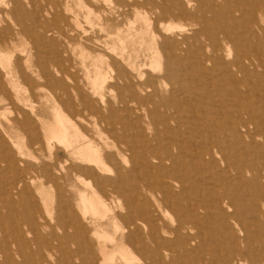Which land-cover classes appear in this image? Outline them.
<instances>
[{
    "label": "bare ground",
    "instance_id": "6f19581e",
    "mask_svg": "<svg viewBox=\"0 0 264 264\" xmlns=\"http://www.w3.org/2000/svg\"><path fill=\"white\" fill-rule=\"evenodd\" d=\"M80 1L84 9L90 10L88 4ZM150 1L155 3L156 11L151 15L140 14L141 31L132 28L125 32L121 14L111 18L110 24L102 29L117 30L114 38L121 46L118 56L132 68L131 74L119 75L123 88L132 93L127 103L125 96L122 102L142 108L139 116L125 109L122 119L116 108L110 109L114 126L109 133L125 146L124 150L117 148L116 154H104L94 139L79 130L71 137L69 120L61 109L68 101L60 99H54L52 122H44L32 107L29 112L20 111L21 122L16 120L15 126L10 127L11 131L18 128L27 131L34 125L36 131L38 126L32 117L40 118L50 145L55 141L67 155L75 157L80 165L67 170L73 171L90 191L80 194L77 208L80 216L67 205L56 208L46 204V219L41 214L42 203L35 197L27 199L28 210L23 217L15 215L23 203L14 200L19 189L31 194L39 178L22 175L28 171L27 156L16 143L12 142L14 153L2 144L1 132L5 128L2 122L7 118L0 111V157L11 169L0 183V264H73L82 258L86 264L118 261L134 264L136 256L145 264H264V0L236 3L247 33L245 43L238 44V48L233 43H238L237 34L231 29L227 31L221 26L214 29V19L197 16L198 8L189 10L193 7L192 0H174L172 5H166V0ZM209 9L213 10V6ZM44 10L38 11L36 0H9L0 4L3 103H12L10 89L19 104L29 107L33 94L24 84L33 80L27 73L42 79L49 73V64L54 69L58 66L59 53L54 54L51 63L40 53V45L53 44V36L58 34L49 22L40 27L34 38L35 53L26 54L17 44L20 38L32 34L29 26L39 22ZM46 11L49 14L50 8ZM166 14L187 19L188 28L179 34L172 32L176 24L162 22ZM74 15L77 22L79 16ZM198 25L200 29H196ZM140 34L150 36L146 49L149 55L144 54L150 64L141 62L135 50L131 54L128 51L127 42L135 45ZM167 34L172 36L166 37ZM108 36L112 38L113 34L110 32ZM140 44H146L144 37ZM104 46L111 48L107 41ZM17 53L26 54L24 62ZM148 67L151 71L157 69L158 74L151 76L145 70ZM194 71L200 74V83H204L199 96L193 94L191 87L182 88L181 91L192 95L185 101L171 93L161 96L159 104L153 103V96L159 94L156 84H175L179 72L186 75ZM55 72L58 74V70ZM55 83L58 89L63 88L62 81ZM145 88L152 94L142 96ZM146 102L153 108L149 110ZM160 107L174 108L176 112L161 117ZM231 115L234 117L229 119ZM171 120L184 127L172 126ZM129 127L136 129L130 137ZM106 134L98 131V135L109 140L110 135ZM134 149H140L139 156L133 153ZM251 155L260 159L259 166L250 163ZM120 161L124 164L139 161V168L124 172ZM109 162L114 166L110 167ZM66 164L68 159L61 167ZM138 169L141 175L136 174ZM96 170L108 174L118 171V178L100 180ZM43 171L46 179H52L50 170ZM233 171L236 176L227 178ZM81 172L95 183L91 185ZM130 172L140 175V183L132 184L135 176ZM123 180L126 185L138 187L115 195ZM234 181L240 185L254 183V190H248L244 196H231L233 190L228 187ZM106 188L112 189L110 200ZM249 203L252 208L246 210Z\"/></svg>",
    "mask_w": 264,
    "mask_h": 264
},
{
    "label": "rangeland",
    "instance_id": "374dc122",
    "mask_svg": "<svg viewBox=\"0 0 264 264\" xmlns=\"http://www.w3.org/2000/svg\"><path fill=\"white\" fill-rule=\"evenodd\" d=\"M3 1L8 2L9 0H0V4ZM82 1L88 4L90 10L84 9L80 0H36L38 11H41L42 9L47 10L49 7L50 13L48 14L47 11L44 10V13L40 14L41 18L39 22L29 26L32 34H29L26 38H20L17 41V44L20 46V48L26 50V54L27 52L35 53L36 51L33 48L34 38L38 35L40 27L46 25L47 22H49L53 28H57L58 34L53 36V44L48 45L45 43L42 44V46L40 45L42 48L40 53L41 57L48 63H51L54 54L59 53L60 59L57 62L58 69H54L52 63L49 64V73L46 74V76L43 75L42 79H38V77L33 75L31 72L27 73V77H31L30 79L33 80L30 81L28 85L24 84L26 87H29L33 94L30 101L28 102L29 107H24L19 104L15 99L14 93L11 92L10 89H8V93L11 97V104H9V102L3 103L1 101L3 95L0 93V111L3 112L7 118L2 122L3 126H5L4 133L0 131L2 135L0 136L3 141L2 144L5 143L9 147V150L14 153L15 150L12 146V142L16 143L23 155L27 156L25 157V162L28 166V171L23 172L22 175L28 176L29 178L35 175L37 178H39L36 180V186L33 185V189L30 191L31 194H28V192L25 193V191L21 188L19 189L18 195L15 196L14 200H19L23 203H21L22 206L18 207L16 210V216H24L25 212H27L26 210H28L27 199H34V197L38 201H41V214L46 219V206L49 204L54 205L56 208H59L61 205H67L78 216H80L81 212L77 209L80 203V194L90 192L86 185H83L80 181H78L73 171L67 170V167L80 165L75 157L67 155L64 151V147L60 146L55 141H52L50 145L49 141L47 140V133L43 125L38 121V119H43L46 123L53 121L55 117L54 99H60V101L64 102L68 101L66 105L61 107V109H64V115L67 117L65 118L69 120L68 123L70 124V136H75V131L79 130L89 138L94 139L96 144L103 150L102 153L104 154H116L115 150L117 148L121 150L125 149V146L115 141L112 135L109 133L111 132L110 128H112V125L114 126L113 120L109 116L111 107L116 108V114L119 115L120 119L123 118L125 109L135 112L138 116L142 114V108L139 109L131 103L126 104L127 100H130L132 93L123 88L124 82L120 80L119 75H122L123 73L131 74L132 68H130V66H128L125 61H122L118 56V54L121 52V46H119L118 41L116 38H114L117 30L115 28H111L108 29V32L103 31L102 29L107 24H110L109 20L111 18H115L118 16V14H121L123 15L121 24L125 32L132 28H137L140 30L142 27L141 15H151L154 13L156 11V7H154L155 3L150 0ZM192 1L194 2L192 7L193 9L190 8L189 10L194 11V8H198L195 12L197 16L205 17L207 19H214L212 28L221 26L225 30L228 31L231 29L233 33L237 34L238 39L236 38V40L238 43L233 42L236 48H238V44L239 46H242L245 43L244 38L246 37L247 33L241 13L236 10V3H240L241 0ZM173 2L174 0H166V5H172ZM210 6H213V10L209 9ZM90 11L93 15L90 14ZM75 13L79 16L77 22L75 20ZM166 16L162 19V22L166 24L173 23V26L176 24L174 28H172V32L179 34L184 30V28H188L187 25L189 24V21L187 19L174 18L171 17L170 14H166ZM196 29H200V26L198 25ZM213 30H210V33H213ZM110 32L113 34L112 38L108 36ZM141 35L142 34L139 35L140 37L135 45H133V43L127 42L128 51L131 54L135 50L139 53V59L141 62L150 64V61L148 60L149 58L147 57L149 52L146 51L147 47L149 46L148 44L150 42V36L147 34L142 35L146 41V44H143L144 46H142L140 44L143 38ZM167 36L170 37L172 34H167L166 37ZM88 40H90V42ZM203 40L205 39L203 38ZM91 41L100 43L93 44ZM106 41L109 42L111 48H114L115 50L105 47L104 44ZM99 44L100 46H98ZM160 46L161 44H159L158 47L160 48ZM26 54L17 53V57L21 58L24 62ZM144 54L147 56L145 57ZM101 59H103V61ZM55 70H58V74L55 72ZM145 70L146 72H149L150 75L158 74L157 69L151 71V69L148 67ZM179 75V81L175 82V84L169 82L167 84L162 83L163 85L161 83L155 85L156 88H158L159 94L153 96L154 104L160 103L161 96L164 95V97H167L171 93H176L183 101L190 98V96H192L191 93L187 91H181L182 88L191 87L193 94L195 93V96H199V94L204 91L203 89H200L204 88V83H200V79L198 80L200 74H197L194 71L186 75H182L179 72ZM58 80L62 81L63 83V88L61 90L56 87L57 83L55 82H58ZM197 87L198 90L194 92V89ZM208 90L211 93L214 92V89L212 88H209ZM144 91L145 92L141 93L142 96L152 94V91L146 88ZM123 96H125V104L122 102ZM146 104L149 110L153 108L150 102H146ZM32 107L36 109L37 114L41 118L37 119L36 117H32V120L35 121L38 129L33 131L35 128L33 125L32 129L27 131L20 128H18L19 130L11 131L10 127L15 126L16 120H20V122L22 120V116L19 115V112H29V109ZM162 108L163 107H160L158 109L160 110L159 115L161 117H167L168 114L171 115L175 114L176 112L174 108H166L165 110ZM137 111L139 113H137ZM233 117L234 116L231 115V117L228 118L232 119ZM130 119L132 118H126L125 122L129 121ZM171 121L172 126L174 127H184L183 125H178L177 122L173 120ZM99 130L106 132V136L110 135L109 140H107L105 136L98 135ZM135 130L129 127L127 131L129 135L128 137L134 135L136 133ZM258 131H260V128ZM115 139L118 140L116 137ZM257 141L262 142L259 137H257ZM140 149H134L132 151L136 156H139ZM67 159L69 165L66 164L65 168H62L61 165ZM137 162L139 163V161H131L128 164H124L122 161H120L121 168L124 169V172L126 169L132 170L136 167L139 168V164ZM250 163L252 165L259 166L260 159H258L257 156L251 155ZM110 165L112 167L114 166L111 162H109V166ZM43 169H46L47 171L50 170L52 179H46ZM9 170L11 171L8 164L5 162V159L0 157V183L4 181V178L8 174ZM96 171L97 177L100 178V180L106 178H118L116 177L118 171H114L112 174H108L104 170ZM130 173L134 174L132 172ZM140 173L141 172L138 169L136 174ZM82 174L85 179H88L91 185L95 183L93 178L84 173ZM136 174H134L135 178H133L132 182L134 185L140 183L141 174L139 176ZM230 175L231 176H227V178L236 176L234 171ZM121 182L122 183H119V187H117V194L115 195L126 194L127 192L125 191L127 189L130 190L131 187H134L126 185L124 180ZM229 185L230 186L228 189L233 190L231 192V196H237V194L244 196L248 190H254L255 187L254 183H243V185H240L238 181H234ZM213 186L214 185H212V187ZM38 187H40L39 190ZM137 187L138 186L134 188L136 189ZM135 189L133 192L139 195ZM111 193L112 189H105L107 200H110L112 197ZM249 208H252L251 203L247 204L246 210H249ZM69 231L73 232L71 229H69ZM93 258L94 257H92V259ZM96 258H98V254L94 259ZM134 260V264H145L140 257L136 256ZM138 261H140V263ZM73 264L86 263L83 262L82 258L80 261H74ZM106 264H110V262ZM114 264L123 263L118 261Z\"/></svg>",
    "mask_w": 264,
    "mask_h": 264
}]
</instances>
